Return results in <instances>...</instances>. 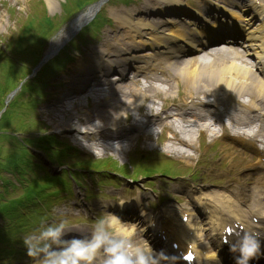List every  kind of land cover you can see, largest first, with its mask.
Listing matches in <instances>:
<instances>
[{"label":"clouds","instance_id":"obj_1","mask_svg":"<svg viewBox=\"0 0 264 264\" xmlns=\"http://www.w3.org/2000/svg\"><path fill=\"white\" fill-rule=\"evenodd\" d=\"M252 222L258 223L255 219ZM124 224L117 215L107 213L95 221L88 235L68 238V221L60 219L41 223L22 240L27 256L38 264H97L98 258L102 264H162V261L174 264L175 257H168L162 251L155 252L147 240L135 242L126 234L128 229ZM217 227H221L219 222ZM237 229H234V239L229 242L235 264H251L264 256L261 232L239 225ZM223 232H228V228L224 227ZM197 251L198 245L193 241L188 254L195 259ZM213 257L218 260L216 252Z\"/></svg>","mask_w":264,"mask_h":264},{"label":"bare ground","instance_id":"obj_2","mask_svg":"<svg viewBox=\"0 0 264 264\" xmlns=\"http://www.w3.org/2000/svg\"><path fill=\"white\" fill-rule=\"evenodd\" d=\"M158 1V0H157ZM170 0H160L162 5H157L160 10H164V7H167V4ZM172 1V0H171ZM169 9V8H168ZM256 9L257 6H256ZM126 16L130 17H123L120 20V27L123 31V38L126 39L125 44L122 46L121 50L122 52L118 51L116 48L113 49L112 53L105 52L102 53L103 57L109 58L110 56L108 54H111L112 57H118L121 58V62H127V58L124 57L125 54L128 52H131L132 58L136 64L138 62L143 61L144 63L149 60V56H153L155 52L156 47H161L163 44L162 39H164L161 35H156L155 31H157L158 27L157 25H153L152 23L145 21L141 18H135L134 15L128 14ZM117 18V17H116ZM141 19V20H139ZM78 21L71 22L70 25L67 26V28L61 32L55 39L51 40V44L49 45L48 51H53L58 45H60L65 39L68 38L69 33L74 26L76 27ZM152 25H150V24ZM125 27L126 30L123 29ZM179 32V29L177 28L174 33L171 35H178L176 33ZM137 43L136 45H131V43ZM124 51V52H123ZM110 52V51H109ZM145 58V59H144ZM130 59V60H131ZM112 60V59H110ZM198 59H190L187 61H175V62H169L166 66L171 69V72L173 74H170V76H177L176 81L182 80L185 84V91H184V99L183 102H189L191 99L193 102V99L200 98L203 94L204 89L203 86L200 84V81H202L205 85H207L209 82L217 83L220 87L221 84L226 85L227 87L230 86L232 90L236 93L235 96H241V95H248L249 92L247 91V87H250V89H255L258 93L257 94H263L264 95V83L262 81H258V78L256 74L250 70V68H245L244 66L237 65L235 62H224V61H217L214 60L213 62H207L202 61L201 65L198 64ZM101 67L104 65L102 63H98ZM119 67V65H116L115 68ZM102 69V68H101ZM203 72V73H202ZM204 72L207 74V77H209L208 81H205L203 79ZM168 76V77H170ZM254 76V77H253ZM166 77V78H168ZM175 81V82H176ZM86 85V83H85ZM89 87L85 88L84 93L88 96V94H91L93 92V89ZM124 88L126 89V93L131 94H137L140 93V89H137L135 87H131L129 85H125ZM108 91V88H107ZM169 91V90H168ZM167 93V92H166ZM207 94V92H206ZM230 93L225 92V95H228L230 100L233 101L234 98L230 97ZM103 95L106 97L108 96V93H103ZM253 93L251 94V96ZM151 105V104H150ZM153 105V104H152ZM128 107V106H127ZM131 108V107H130ZM132 109V108H131ZM135 109V108H134ZM189 110V109H188ZM186 115V113H185ZM198 118L202 116L201 113L197 114ZM137 121V120H135ZM176 128L179 127V123H177ZM175 128V129H176ZM177 131H186V127L182 124L180 128L176 129ZM176 132H173V135H175ZM181 143L184 145L189 143L187 140H182ZM174 146V144H172ZM249 148H252V144L248 145ZM197 198V197H195Z\"/></svg>","mask_w":264,"mask_h":264},{"label":"rangeland","instance_id":"obj_3","mask_svg":"<svg viewBox=\"0 0 264 264\" xmlns=\"http://www.w3.org/2000/svg\"><path fill=\"white\" fill-rule=\"evenodd\" d=\"M35 1L36 0H7L6 3L16 6V10H17V17L16 18H18L16 20L21 21V23H23L26 20H24V18H22L20 15L24 14V16H25L26 13H28V10H29V13L38 12V10L41 8V5L38 2L32 4ZM43 2L45 4V9L47 10L48 14H50L51 16H58L60 14L61 4L63 3V0H43ZM106 6H108V5H105L103 7L104 8V12H105L104 16L109 18V16L113 15L112 8H114V6L110 7V8L108 7L107 10L105 9ZM0 10H1L0 11V35L4 34L3 35V37H5L4 38L5 39L4 40V44L6 45V43L9 42V38H7V37L11 36L12 34H16V33H13L15 27L13 26L14 23L12 24L11 22H8V14H6V12L4 13V11L1 8H0ZM84 11H85V9L82 10V12H84ZM82 12H80V14ZM75 16H77V15H75ZM16 20L12 21V22H17V23H15V25L17 26L18 21H16ZM66 25H68V24H66ZM66 25H64L61 28H59L58 29V33L61 31V29L66 27ZM18 27H19L18 29H20L21 26H18ZM106 29H107V27H105L103 29V31L101 33L102 36L100 35L99 38L96 39L95 42H92L93 46H86V48L83 49V51H80V55H76L75 54L74 61L78 60L79 58H81L82 60H86V57L89 58V56H91L92 53L90 55H88V53H87V56H86L85 50L88 51V50L92 49V47H94L95 45L98 46V47L103 45V40H104V35H105V33H103V32L106 31ZM56 32L57 31H55V33L52 35L53 38L55 37V35L58 34ZM52 39H50V40H52ZM5 45L4 46L3 45L0 46V48L3 49V50H6V46ZM69 54H70V58H71L74 55V52L73 51H69ZM59 55H61V53ZM131 116H132L131 114H128V117H131Z\"/></svg>","mask_w":264,"mask_h":264},{"label":"snow or ice","instance_id":"obj_4","mask_svg":"<svg viewBox=\"0 0 264 264\" xmlns=\"http://www.w3.org/2000/svg\"><path fill=\"white\" fill-rule=\"evenodd\" d=\"M187 259H192L191 254H188V256L186 257Z\"/></svg>","mask_w":264,"mask_h":264}]
</instances>
